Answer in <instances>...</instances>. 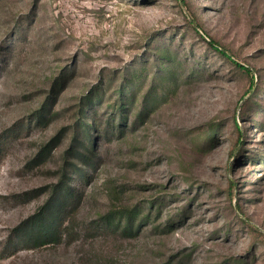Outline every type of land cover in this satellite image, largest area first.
I'll use <instances>...</instances> for the list:
<instances>
[{
	"label": "rangeland",
	"instance_id": "obj_1",
	"mask_svg": "<svg viewBox=\"0 0 264 264\" xmlns=\"http://www.w3.org/2000/svg\"><path fill=\"white\" fill-rule=\"evenodd\" d=\"M0 264H264V0H0Z\"/></svg>",
	"mask_w": 264,
	"mask_h": 264
},
{
	"label": "trees",
	"instance_id": "obj_2",
	"mask_svg": "<svg viewBox=\"0 0 264 264\" xmlns=\"http://www.w3.org/2000/svg\"><path fill=\"white\" fill-rule=\"evenodd\" d=\"M209 46L213 51L218 53L220 56L231 62L236 68L248 75L252 79V84L255 85L253 74L250 68L242 66L232 55H230V53L226 49H224L215 40H209ZM172 74L173 72L171 70L168 71L166 75H164L163 79H171L173 77ZM135 97V90H132L130 93H128V96H125V93L123 94L122 92L120 96L121 106L116 109V113L119 115L118 118L120 120L119 128H124L127 126H125L124 124L127 119V114L130 111L126 107L134 103L133 101ZM148 105H152L150 107H153L155 106V102H150L148 103ZM149 109L150 108H148V110ZM146 112L147 110L145 111V109H142L139 112L140 121L144 119ZM84 128L86 134H88V136L90 137L92 135L90 133L91 128H89V126H86ZM59 141L60 136L53 139L52 142L49 143L44 149H50L51 146L55 147L56 145H58ZM78 144H82V141L78 142ZM72 150L78 157L80 154V152L78 153V151L80 149L73 148ZM44 153H46V151H44L43 154ZM68 167L62 170L60 183L55 186L52 198L46 203V205L40 208L33 217L27 220L18 229L22 237L19 243L25 244L27 249L29 250L40 249L50 245H58L63 242L64 235L66 231H68V227H66V224L67 212L69 211V207H71L72 205L77 206L80 201H82L79 196L78 189L73 184L69 183L68 174L72 168ZM129 225L130 224L128 222V228L126 229V231H130Z\"/></svg>",
	"mask_w": 264,
	"mask_h": 264
}]
</instances>
